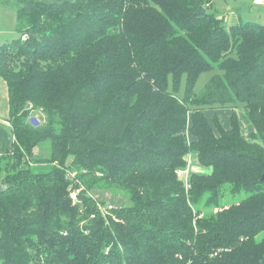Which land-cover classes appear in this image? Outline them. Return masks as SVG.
I'll return each instance as SVG.
<instances>
[{"label":"trees","instance_id":"1","mask_svg":"<svg viewBox=\"0 0 264 264\" xmlns=\"http://www.w3.org/2000/svg\"><path fill=\"white\" fill-rule=\"evenodd\" d=\"M211 1H17L1 264H264V23Z\"/></svg>","mask_w":264,"mask_h":264},{"label":"rangeland","instance_id":"2","mask_svg":"<svg viewBox=\"0 0 264 264\" xmlns=\"http://www.w3.org/2000/svg\"><path fill=\"white\" fill-rule=\"evenodd\" d=\"M17 1H19V0H13V2L15 4H17ZM252 1L253 0H227V2L224 1V3H223L222 0H212L211 2L214 6H216L218 8L221 7L222 11L224 12V14L226 16L225 26L227 29H229V27L231 25L235 24L240 19L257 21V22L262 23V24L264 23V16H263L264 15V6L261 7V6L255 5V4H253ZM256 1L258 2V0H256ZM0 2H4V0H0ZM12 7L14 8V5ZM12 7L8 8V10H1V8H0V30H2V32H0V40L3 39V40L10 41L13 38H18L20 36L19 32L15 29V27H16L15 22H16V14L17 13H15V11L13 9H11ZM247 8H254L257 10L261 9V11L263 13V14L261 13L263 18H258V17L251 15V13L255 14V12L254 11L251 12L250 9L248 10ZM23 37H25V35ZM217 73H222V71L220 69L215 68L213 70H208L207 72H203L198 78L199 80L195 86V92L200 93L203 90V88L206 86L208 81L210 80V77L214 74H217ZM184 83H185V80L183 81L182 90H183V87L185 85ZM241 111H243V112L246 111L242 107V105H240L237 108V112L241 113ZM33 114L35 116H37L38 118L44 116V114L41 112H35ZM225 123H227L226 120H225ZM0 134L3 136V133H0ZM2 138L3 137H1L0 139H2ZM50 149H51L50 141L44 142L39 148L35 149V153L39 154V156H40V163L36 167L43 168V170L50 169L49 165H51V164L49 162H47L48 161L47 159L50 156V154H49ZM190 164H191L190 165L191 171H194V172L205 171V169H202L201 166L197 163V154H195V153H193L190 157ZM189 170H190V168H189ZM76 174H77V172H76ZM97 191L98 190L89 191V194L93 195L97 200H98V197H100L102 199L103 193L100 194L99 191L98 192ZM122 196L123 195L119 194V196H117V197H118V199L123 200ZM108 197L112 198L109 193H105V198L109 204L116 203V205H117L119 203V201H116V196L113 198L115 200H113L111 202H110V200H108ZM104 207H106V206L103 205V209H104ZM0 264H1V261H0Z\"/></svg>","mask_w":264,"mask_h":264},{"label":"crops","instance_id":"3","mask_svg":"<svg viewBox=\"0 0 264 264\" xmlns=\"http://www.w3.org/2000/svg\"><path fill=\"white\" fill-rule=\"evenodd\" d=\"M224 1L227 2V0H222V2L224 3ZM253 4L258 5L263 7L264 6V0H262V3H258L256 0L252 1ZM212 4V2H211ZM14 5V8L12 7ZM12 7L11 9H13L15 11V13H17V8L18 5L15 4L14 2H0V8L1 10H8V8ZM213 9L218 10L220 14L225 15L224 12L222 11L221 7L218 8L216 6H214L212 4ZM248 10L250 9L251 12H255L251 13V15L258 17V18H263L262 16V11L261 9H254V8H247ZM262 13V14H261ZM241 17V16H240ZM226 18V16H225ZM257 22V21H256ZM17 23V14H16V22H15V26ZM14 26V27H15ZM15 29L17 30V27H15ZM15 30V31H16ZM0 32H2V30H0ZM14 39V38H13ZM6 42H9L7 40H0V46ZM230 110H225L224 111V118L222 117V120H226L227 119V112H229ZM10 113H9V98H8V84L6 83L5 79L0 75V133H3V136L0 134V138L3 137L2 139H0V153H4L7 151H11L12 150V146H13V139H14V135H13V128L11 127L10 124ZM227 121V120H226Z\"/></svg>","mask_w":264,"mask_h":264},{"label":"built area","instance_id":"4","mask_svg":"<svg viewBox=\"0 0 264 264\" xmlns=\"http://www.w3.org/2000/svg\"><path fill=\"white\" fill-rule=\"evenodd\" d=\"M258 3H262V0H258ZM14 139H15V137H14ZM190 157H191V155H189V157H188L189 167L186 168V169H183V170L179 171L180 177L183 178L186 181V187L187 188H189V178H188V174H189V168H190V165H191L190 164ZM71 196L73 197L74 200H77V196H76V194L74 192L71 194Z\"/></svg>","mask_w":264,"mask_h":264},{"label":"water","instance_id":"5","mask_svg":"<svg viewBox=\"0 0 264 264\" xmlns=\"http://www.w3.org/2000/svg\"><path fill=\"white\" fill-rule=\"evenodd\" d=\"M198 13H206V10L205 9H203V10H199V11H197ZM30 121L32 122V124L33 125H35V126H38L39 125V123H40V119L37 117V116H32L31 118H30ZM264 176V175H263ZM263 179H264V177H263ZM5 189V186H3V184H1L0 183V190H4Z\"/></svg>","mask_w":264,"mask_h":264}]
</instances>
